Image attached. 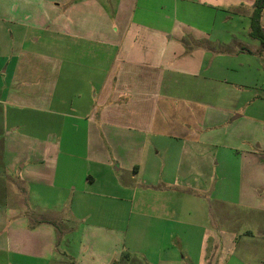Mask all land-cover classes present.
Listing matches in <instances>:
<instances>
[{"label": "crops", "instance_id": "obj_1", "mask_svg": "<svg viewBox=\"0 0 264 264\" xmlns=\"http://www.w3.org/2000/svg\"><path fill=\"white\" fill-rule=\"evenodd\" d=\"M255 2L0 0V264L191 260L198 226L172 217L188 203L158 186L148 137L181 140L178 160L199 170L202 120L260 130ZM249 142L264 151L259 131ZM132 212L148 224L130 229Z\"/></svg>", "mask_w": 264, "mask_h": 264}, {"label": "rangeland", "instance_id": "obj_2", "mask_svg": "<svg viewBox=\"0 0 264 264\" xmlns=\"http://www.w3.org/2000/svg\"><path fill=\"white\" fill-rule=\"evenodd\" d=\"M227 117L220 115L216 120L201 121L199 170L194 168L192 161L178 160L181 140L148 137L151 144L160 147L157 177L165 180L158 186L168 192L164 194L171 195V202L178 204L183 200L184 204L188 203L182 214L178 213V207L172 210V217L177 220L182 215L184 225L198 226L189 232L187 253L191 260L186 258L184 264H219L224 257L263 264L264 151L254 149L249 140L256 137L258 131L264 135V123L261 122L257 131V122L251 125L245 122V118L232 120L233 117L224 120ZM166 145L174 151L161 148ZM179 170L184 171L183 175L180 174L182 176H178ZM183 179L188 182L196 179L201 185L181 189L179 185ZM130 217V229L149 221V218L138 217L133 212ZM200 234L201 247L197 238ZM177 249L181 257L184 251L180 247ZM147 252L150 255L149 248ZM137 256L133 254L126 264H140Z\"/></svg>", "mask_w": 264, "mask_h": 264}, {"label": "trees", "instance_id": "obj_3", "mask_svg": "<svg viewBox=\"0 0 264 264\" xmlns=\"http://www.w3.org/2000/svg\"><path fill=\"white\" fill-rule=\"evenodd\" d=\"M264 8V0H256L254 9L251 13L250 36L257 39L264 49V28L261 23V16ZM125 256H129L126 254Z\"/></svg>", "mask_w": 264, "mask_h": 264}]
</instances>
